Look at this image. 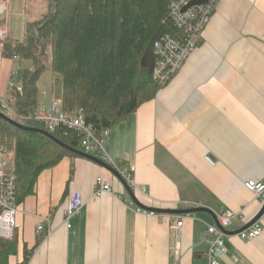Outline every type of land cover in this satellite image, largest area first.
<instances>
[{
  "label": "crops",
  "instance_id": "crops-1",
  "mask_svg": "<svg viewBox=\"0 0 264 264\" xmlns=\"http://www.w3.org/2000/svg\"><path fill=\"white\" fill-rule=\"evenodd\" d=\"M4 1L8 23L12 7L38 3ZM45 1L43 13L49 9V0ZM24 14L26 22V10ZM21 37L11 36L8 25L9 40L16 43ZM15 66L11 58H0V92L8 102ZM28 66L21 59L14 78L18 84ZM55 84L54 77L51 90L38 82V104L56 98ZM109 131L110 156L134 165L137 184L149 190L148 194L133 190L137 205L205 206L216 217L241 211L242 217L228 228L222 261L264 264V215L260 236L242 239L234 233L264 205L244 185L248 180L264 182V0H220L177 74L154 99ZM98 176L112 184L113 193L94 196ZM73 191L82 193L83 205L69 227L64 213ZM129 198L133 199L124 182L104 166L80 155L65 156L41 173L36 193L20 205L15 227L18 253L9 264H20L26 249L31 251L28 264H207V227L216 218L207 212L192 213L184 218L178 235L174 214L136 212L127 207ZM43 216L50 217L55 229L47 237L36 231Z\"/></svg>",
  "mask_w": 264,
  "mask_h": 264
},
{
  "label": "trees",
  "instance_id": "trees-1",
  "mask_svg": "<svg viewBox=\"0 0 264 264\" xmlns=\"http://www.w3.org/2000/svg\"><path fill=\"white\" fill-rule=\"evenodd\" d=\"M169 4L170 0H49L47 12L27 19L21 40L3 43L4 56L18 54L29 62L19 74L23 92L12 90L10 108L18 114L35 110L39 79L45 71H52L61 84L65 110L81 107L86 121L98 131L124 121L167 83H159L153 74L154 43L163 35L184 36L170 16ZM12 118L50 131L42 122ZM50 132L81 150L76 131L60 127ZM0 146V155L15 175L18 207L36 193L44 170L65 156L78 155L42 132L19 128L2 118ZM30 252L25 250L20 264L29 262ZM17 253L16 235L12 239L0 236V264H9Z\"/></svg>",
  "mask_w": 264,
  "mask_h": 264
},
{
  "label": "built area",
  "instance_id": "built-area-1",
  "mask_svg": "<svg viewBox=\"0 0 264 264\" xmlns=\"http://www.w3.org/2000/svg\"><path fill=\"white\" fill-rule=\"evenodd\" d=\"M195 0H170L169 12L175 25L183 30L182 39H175L170 35H163L154 43V53L157 57L153 68L154 77L159 83H166L171 80L185 61L188 59L198 42L202 38L206 27L208 26L216 6L220 0H209L203 4H191ZM8 6L4 0H0V58L4 57L3 43L8 39ZM11 58L16 66L11 71V79L8 87L18 92H23L22 84L15 81L20 68L21 57L18 54ZM0 106L3 112L10 117L15 116L21 120L36 121L44 123L50 131L63 127L76 131L80 135V147L89 154L102 159L115 170H117L127 185L132 190H138L148 194L146 186L137 184L134 176V165L122 163L113 159L107 149V142L110 136L109 129L98 131L91 123L85 119L81 107H76L70 111L63 108L61 100L53 99L49 104H39L38 107L30 112L18 114L14 112L8 101L0 92ZM3 148L0 146V154ZM208 162L216 164L214 158L206 156ZM246 188L253 192L259 200H264V182L259 180H248L244 183ZM105 193H113V186L110 182L101 176L95 180L94 196L100 197ZM83 205V196L80 191H73L67 200L64 213V222L70 227V218L80 210ZM127 207L147 215H157L156 211L147 210L135 203L131 198L127 200ZM19 207L16 204L15 175L10 170V163L0 155V236L6 239H12L15 234L16 215ZM161 214V213H160ZM192 213L174 214L176 217L173 227L178 235L182 233V226L186 216ZM264 215V214H263ZM242 217V212L223 213L217 217V222L209 224L207 227L208 249L205 252L207 264H224L223 256L227 252L226 238L228 234L223 229H228L233 222ZM263 217V216H262ZM223 228V229H222ZM54 227L49 216H43L41 222L37 225V233H44L45 237L50 236ZM262 219L256 221L248 228L238 233L242 239H252L260 236L262 233ZM28 264V263H27Z\"/></svg>",
  "mask_w": 264,
  "mask_h": 264
},
{
  "label": "water",
  "instance_id": "water-1",
  "mask_svg": "<svg viewBox=\"0 0 264 264\" xmlns=\"http://www.w3.org/2000/svg\"><path fill=\"white\" fill-rule=\"evenodd\" d=\"M209 0H195L193 2H191V4H203L208 2ZM0 118H2L3 120L19 127L22 129H26V130H35V131H39L44 133L45 135L49 136L51 139H53L56 143L60 144L62 147L68 149L69 151L78 154L80 156H83L85 158H88L90 160H93L95 162H97L98 164L104 166L105 168H107L108 170H110L111 172H113V174H115L120 180H122L124 182V184L126 185V188L130 194V196L133 198V200H136L135 194L133 192V190L125 183L124 179L121 177L120 173L115 170L111 165H109L108 163H106L105 161H103L102 159L98 158L97 156H94L92 154L86 153L78 148L69 146L68 144H66L65 142L61 141L60 139H58L57 137H55L52 132L45 130V129H40V128H36V127H30V126H26L24 124H22L21 122H19L18 120L10 117L9 115H7L6 113H4L3 111H0ZM139 204V203H138ZM141 207L147 209V210H153L156 211L158 213H167V214H186V213H198V212H207L209 214H211L214 218L217 219L216 214L208 207L205 206H195V207H191V208H181V209H171V208H152V207H148L142 204ZM264 214V205L261 209V211L245 226H243L242 228L236 230L234 233H239L242 230L248 228L249 226H251L252 224H254L256 221H258ZM217 225L218 222H216ZM223 229V228H222ZM223 231L227 234L230 233V231L228 229H223Z\"/></svg>",
  "mask_w": 264,
  "mask_h": 264
},
{
  "label": "rangeland",
  "instance_id": "rangeland-1",
  "mask_svg": "<svg viewBox=\"0 0 264 264\" xmlns=\"http://www.w3.org/2000/svg\"><path fill=\"white\" fill-rule=\"evenodd\" d=\"M17 1V0H16ZM25 10L27 12L28 19L33 20L36 19L41 13H43L46 10V1L45 0H38L37 4H33V6H29L27 8H17V6L12 7V12L9 20V27H10V34L12 35H19L22 36L21 39L24 36L25 33ZM20 11H22V14H20ZM52 77L57 78V74L53 73L52 71H45L40 79V87L43 89L46 87V85H49V90H51V80ZM61 91L62 87L61 84H55L54 85V94L56 95L55 99L60 100L61 98Z\"/></svg>",
  "mask_w": 264,
  "mask_h": 264
},
{
  "label": "bare ground",
  "instance_id": "bare-ground-1",
  "mask_svg": "<svg viewBox=\"0 0 264 264\" xmlns=\"http://www.w3.org/2000/svg\"><path fill=\"white\" fill-rule=\"evenodd\" d=\"M21 56V55H20ZM24 70V69H23ZM22 76V75H21Z\"/></svg>",
  "mask_w": 264,
  "mask_h": 264
}]
</instances>
